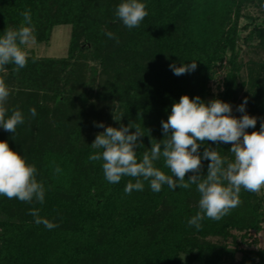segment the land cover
Wrapping results in <instances>:
<instances>
[{
    "label": "trees",
    "instance_id": "16d2710c",
    "mask_svg": "<svg viewBox=\"0 0 264 264\" xmlns=\"http://www.w3.org/2000/svg\"><path fill=\"white\" fill-rule=\"evenodd\" d=\"M255 1L262 0H140L148 15L139 27L128 29L115 15L123 0H0V36L7 27L20 26L26 10L37 43H48L58 26H72L67 58L29 57L19 72L11 64L0 70L7 86L20 88L9 96L8 115L18 108L25 117L15 134L0 127V141L36 166V179L45 187V202L27 203L23 219L10 199L0 196V264H264V248L254 247V234L264 232V193L242 188L238 207L219 221L203 219L197 230L188 225L199 211L195 185L173 190L165 184L157 193L145 181L142 191L126 194L127 183L135 179L107 182L103 162L88 159L98 150L91 148L93 141H83L69 113L77 100L83 107L72 113L79 116L90 100L106 110L118 104L123 125L135 123L144 134L136 148L139 161L152 140L164 138L161 121L168 119L173 103L182 95L207 102L214 68L228 59L225 90L215 99L231 106L247 99V114L257 117L256 127L247 131H258L264 122V62L254 64L249 78L241 80L239 47L243 31L248 32L244 43L257 39L264 49V23L251 30L248 24L240 26L244 7ZM86 60L98 63L101 77L78 93L83 84L78 67ZM191 62H197L195 71L180 76L169 67ZM231 146L207 141L199 152L210 147L232 160ZM209 163L202 160L201 175ZM154 164L171 175L163 158ZM31 208H39L40 216L58 227L37 225Z\"/></svg>",
    "mask_w": 264,
    "mask_h": 264
},
{
    "label": "clouds",
    "instance_id": "9594fccd",
    "mask_svg": "<svg viewBox=\"0 0 264 264\" xmlns=\"http://www.w3.org/2000/svg\"><path fill=\"white\" fill-rule=\"evenodd\" d=\"M21 15V25L16 29L7 27L0 36V70L11 64L15 65L13 71L19 72L27 66L29 54L26 47L35 43V36L30 10ZM115 15L128 29H132L139 27L148 12L140 0H123L117 6ZM105 35L119 42L114 33L107 32ZM169 67L174 75L180 76L195 71L197 62ZM10 94L5 80L0 78V127L15 134L17 126L24 124L25 117L18 108L8 115L6 104ZM247 102L245 99L238 106L237 110L244 115L237 118L232 115V106L220 99L205 102L199 96L190 98L182 95L179 102L173 103L168 119L161 121L164 138L156 142L152 140L150 151H145L139 161L136 148L142 146L139 138L144 134L138 125L130 122L127 126L121 124L116 128L96 124L105 130L96 135L91 148L98 151L90 154L88 159L103 162L104 178L109 183H119L124 176L134 178L135 183L131 180L127 183L126 194H131L133 190L142 191L145 181L157 193L165 184L173 190L177 187L189 189L195 185L200 196L199 211L188 220V225L200 230L203 219L219 221L238 207L242 188L252 193L264 189V122H261L258 131H247L257 124V117L246 113ZM29 111L31 116H36L35 108ZM131 128L135 131L130 132ZM207 141L231 144L229 152L233 159L222 157L210 147H205L201 155L199 149ZM161 158L171 175L155 166L154 162ZM202 160L210 161L206 175H201ZM54 171L58 174L61 169L57 166ZM189 172L192 175L185 179ZM36 174L34 164L27 163L21 154L10 148L7 141H0V196L42 205L45 202V187L43 182L37 181ZM29 215L34 217L37 225L43 224L49 230L58 227L42 218L39 208H31Z\"/></svg>",
    "mask_w": 264,
    "mask_h": 264
},
{
    "label": "rangeland",
    "instance_id": "374dc122",
    "mask_svg": "<svg viewBox=\"0 0 264 264\" xmlns=\"http://www.w3.org/2000/svg\"><path fill=\"white\" fill-rule=\"evenodd\" d=\"M264 0L255 1L247 7H244L243 16L240 20V26L248 24L250 26L249 30L253 28V24L261 25L264 23ZM252 25V26H251ZM248 32H241V41L239 42V47L242 52L240 62L243 64V70L240 74L241 80H247L249 78L251 70L254 68V64H260L264 62V49L261 48L260 41L255 40L251 43H244L245 37ZM33 35L35 36V31L33 29ZM72 38V26H58L56 27L51 35V39L48 43H35L27 46L26 50L28 51L29 57H34L37 59H55L60 60L68 57L69 46ZM24 47V46H22ZM78 67L79 75L81 74V80L83 84L77 87V92L82 93L85 86L90 88V85L93 84V81H99L101 77L100 66L97 62H93L92 60H86V63H80ZM77 68V66H76ZM214 78L210 82V96L207 99L211 101L215 98H218L221 93L225 90V81L229 72L228 59H225L223 62L217 64L214 68ZM6 74L8 72H5ZM78 75V74H77ZM78 77V76H77ZM70 81L74 82L75 77L70 79ZM70 85V84H68ZM10 89V93L17 94L20 91V88L16 85L8 86ZM72 88L70 85L69 88ZM86 87V88H87ZM75 95V94H74ZM243 95V94H242ZM76 96V95H75ZM242 97V96H240ZM94 101L90 100L87 102L85 111L82 115H77L72 113L75 109H82V102L77 100L73 103V108H69L70 119H76L77 127L82 130V139L87 143H91L94 141L96 135L100 132H103L105 128H100L95 126L96 124L103 123L105 127H120L121 124L124 123V115L121 107L116 104L113 106L111 110L103 109L102 104L98 103L94 106L91 105ZM48 105L53 108L54 102L52 100L48 101ZM240 105L237 100L235 104L232 106V115L239 118L244 113L239 112L238 106ZM75 108V109H74ZM78 110V112H79ZM250 110L249 106H246V113ZM260 193H264V189L260 191ZM11 207L13 211L17 213L21 219L24 218L25 209L29 208L28 204L25 202H21L16 198L10 199ZM256 239H258V245H254L255 248H264V232L260 234H254ZM216 241V240H215ZM252 242V241H251ZM240 255L237 256L235 263H237Z\"/></svg>",
    "mask_w": 264,
    "mask_h": 264
}]
</instances>
